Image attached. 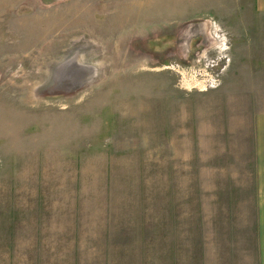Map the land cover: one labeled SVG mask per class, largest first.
<instances>
[{
    "label": "rangeland",
    "instance_id": "rangeland-1",
    "mask_svg": "<svg viewBox=\"0 0 264 264\" xmlns=\"http://www.w3.org/2000/svg\"><path fill=\"white\" fill-rule=\"evenodd\" d=\"M251 3L0 0V264H260Z\"/></svg>",
    "mask_w": 264,
    "mask_h": 264
},
{
    "label": "crops",
    "instance_id": "crops-1",
    "mask_svg": "<svg viewBox=\"0 0 264 264\" xmlns=\"http://www.w3.org/2000/svg\"><path fill=\"white\" fill-rule=\"evenodd\" d=\"M247 28L253 29V46L261 47L264 55V0H252L246 9ZM248 30V29H247ZM253 146L258 220V248L260 264H264V108L253 121Z\"/></svg>",
    "mask_w": 264,
    "mask_h": 264
},
{
    "label": "water",
    "instance_id": "water-1",
    "mask_svg": "<svg viewBox=\"0 0 264 264\" xmlns=\"http://www.w3.org/2000/svg\"><path fill=\"white\" fill-rule=\"evenodd\" d=\"M70 70H73L72 73ZM64 75H69L72 83L79 84L78 80H84V77L92 79L93 71L87 70V68L81 69V66H79V64L76 61H74L68 66L62 67L60 76L63 77Z\"/></svg>",
    "mask_w": 264,
    "mask_h": 264
}]
</instances>
